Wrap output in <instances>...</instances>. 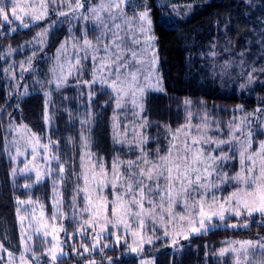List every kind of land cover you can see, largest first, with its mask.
Listing matches in <instances>:
<instances>
[{"label":"snow or ice","instance_id":"obj_1","mask_svg":"<svg viewBox=\"0 0 264 264\" xmlns=\"http://www.w3.org/2000/svg\"><path fill=\"white\" fill-rule=\"evenodd\" d=\"M65 5L66 11L62 10ZM129 8L133 9L131 15L128 14ZM82 9L86 11L82 12ZM52 11L58 17H68L71 13L74 18L82 19L85 30L79 37L72 36L56 48L49 68L52 78L47 83H55L56 90L75 87L80 97L85 96L83 89L88 88V106L80 119L79 171L74 160L73 167L68 168L69 160L59 154L58 141L48 137L45 143L35 133L24 145L25 149L31 148L32 160L24 163L23 168L14 167L11 171L13 177L18 173L35 174L32 183L23 185L25 189L46 179L52 182L53 212L50 217L46 218L44 204L39 199L17 200L21 205L27 203L40 207L39 216L33 208L29 220V229L34 228L32 234L21 232L23 251L19 256L20 264H31L39 259L28 241L34 237L39 239L41 235L45 244H51L42 253L50 257L51 264H58L67 255L60 239L61 232L67 237V228L57 224L63 216L62 208L69 186L71 219L78 224L71 238L75 239L79 233L82 240H86L91 234L90 247L85 243L80 245L85 253L95 249L103 253L104 249L123 244L128 251L140 255L145 244L152 245L161 239L170 240L171 244L165 246L179 251L183 247L179 243L180 238L189 240L193 235L207 234L220 226L214 223L217 219L224 222V227L232 229H247L252 224L264 226V140H260L257 146L254 139L257 129L248 119L256 116L260 128L264 129V120L257 116L264 112V108H256L239 121H229L226 132L219 122L210 121L207 113L200 123L193 124L194 117L189 112L185 124L173 129L171 125L157 123L158 129L163 127V134L158 132L155 137L150 136L147 129L153 126V122L144 114V97L148 90L163 91V87L154 72L157 59L153 42L156 38L147 0H144L142 8L132 0H98L91 5L83 0H0V27L7 26L13 33L21 27L28 29L46 20ZM89 21L94 23V30L100 32L93 39L88 38ZM55 23L52 21L49 27ZM173 23L170 16L162 15L155 25L167 29ZM48 32L49 28H44L35 34L33 41L45 45ZM29 43L26 41L19 46L20 49ZM9 49L15 51L10 46ZM36 55L33 52L32 56L20 62L21 73L34 70L32 62ZM86 61H91L90 73L85 71ZM137 65L139 67H135ZM8 71V68L4 69L6 74ZM85 75H90L91 79H84ZM72 77H75V84L69 83ZM11 79H16L14 74ZM97 85L102 93L109 95L105 105L114 102L110 118L113 145L127 146L135 159H124L117 153L109 167L104 157L92 151L91 132L96 117L92 103L97 95ZM109 89L110 93L107 92ZM27 94L26 87L23 93H19L21 96ZM44 96V118L46 123H50L47 111L50 93L45 92ZM184 103L190 105L191 101L185 100ZM121 113H124L127 123L120 119ZM71 115L69 113L70 118ZM212 124L216 125L214 129ZM9 127L15 133L21 129L31 131L26 125L13 127L11 122ZM161 135L167 140L166 146L159 143ZM225 135L227 138H223ZM154 139L157 146L149 150L148 144ZM68 143L75 144V141L70 137ZM14 144L15 155L9 154L13 162L26 154L19 141H14ZM38 158L42 159V166L37 162ZM237 161L239 169L233 173L231 168ZM225 186L231 187L232 191L227 196H218L216 193L223 191ZM17 211L19 213L20 209ZM257 215L261 218L259 221L255 220ZM77 216L80 217L78 221ZM229 218H235L237 222L228 223ZM25 219L20 217L22 228ZM161 232L162 235H158ZM129 235L132 239L130 244ZM113 238V244H101L102 240ZM224 243L228 246L221 248L219 255L234 254V264H264V235L257 234L254 240ZM0 251H6L2 243ZM29 251L33 253L31 257L25 255ZM73 251L78 252V249L73 247ZM8 256L9 264H15L14 254L8 252ZM113 261V257H108V264H113ZM87 264H97V261L89 260ZM140 264H154V261L141 259Z\"/></svg>","mask_w":264,"mask_h":264},{"label":"trees","instance_id":"obj_2","mask_svg":"<svg viewBox=\"0 0 264 264\" xmlns=\"http://www.w3.org/2000/svg\"><path fill=\"white\" fill-rule=\"evenodd\" d=\"M132 3L142 8L144 0H132ZM147 4L154 22L158 75L163 87V91H149L146 96L144 114L153 122L149 131L156 135L158 132L163 134V127L158 129L155 126L157 123L171 127L183 124L186 119L185 100L192 102L191 109L194 111L203 105L214 104L222 109V115L239 104L254 107L257 100L264 106V84H255L251 88L258 99L250 96L247 89L238 92L242 77L238 75L236 68L223 67L225 62H232L234 58L236 67L242 64L240 68H243L245 75L251 68L264 67V0H147ZM132 11L129 8L128 14L131 15ZM162 15L173 19L172 27L164 29L155 25ZM53 18L56 19L50 14L46 20L28 29L19 28L14 33L8 31L9 27H3L4 34L0 36V73L3 55L9 50V46L11 49L18 48ZM71 19L72 15H69L64 22H59L51 29L49 49L59 47L74 32L76 35L78 32L81 34L80 25L75 24L69 31L71 22L68 23V20ZM107 92L110 93V89ZM106 101H109V95L99 89L93 101L96 117L92 130V150L104 157L110 165L117 148L111 139L110 118L114 102L105 105ZM58 114L54 122L47 124L44 118L43 93L31 92L24 96L9 97L4 83L0 81V243L8 251H21L17 200L39 197L48 210L51 208L48 179L28 190L23 187V178L11 175L13 163L9 154H13V135L9 124L26 125L31 132L42 138L46 134L51 139H61L62 142L67 134L77 138L78 128L68 127L63 108ZM227 190L226 187L225 191ZM260 219L258 215L255 216V220ZM227 222L237 221L229 218ZM214 223L220 226L207 234L183 240L181 251L158 244L145 248L143 258L153 257L154 264H230L229 258L222 260L216 255L224 242L254 240L257 239V234L264 235V226L257 224H252L247 229H232L224 227V222L219 220ZM65 227L68 235L66 237L64 234L63 242L68 255L62 257L58 264H87L89 260H95L97 264H108V257L114 258L113 264H140V257L137 254L126 255L123 245L106 249L103 253L94 251L81 256L80 248L78 252L73 251V247H79L81 242L76 236L75 239L70 238L75 224L66 221ZM0 264H5V258H0Z\"/></svg>","mask_w":264,"mask_h":264},{"label":"rangeland","instance_id":"obj_3","mask_svg":"<svg viewBox=\"0 0 264 264\" xmlns=\"http://www.w3.org/2000/svg\"><path fill=\"white\" fill-rule=\"evenodd\" d=\"M5 2H7V0H5ZM83 2L88 4V5H91V4L97 3L98 0H83ZM62 10L66 11L67 10V6L65 5ZM81 11L85 12L86 9H82ZM184 12H187V10L184 11ZM50 14H53V17H56V19L55 18L51 19L50 22L45 27H43L42 29H40L38 31V32H41L44 28H49V32H48L47 39H46V44L41 46L38 43H36L35 41H33V38H31L30 40H28L31 43H29L27 46H25L22 50L20 49V47L14 49L15 51H10V49H9L6 52V54L3 55V59H2L3 60L2 61L3 67H2V71L0 73V76H1L0 77V81H2L4 83L6 92H7L9 97H14L15 95L18 96L19 93H23L25 87L27 88V93L28 94L31 93V92H41L43 94L45 92H49L50 93V98H49V103H48V106H47V111H48V115L51 118V121H50V123H47V124H51L52 122H54V119L56 117H58V115H59L58 111H60L63 108V110H64V120L67 123L68 127L75 126L76 128H78V137L77 138L67 134L64 137V141L63 142H62L61 139H57V140L52 139V140L58 141V149H59V154L61 155V157L62 158H66V159L69 160L68 168L71 169L73 167V160H74L75 161L76 170L79 171L80 132H81L80 119H81L82 115L87 111L88 100H87V95L86 94L88 92V88L85 87L83 89V91L85 93V96L84 97H80L79 96V92H78V90L75 87H65V88H62L60 90H56L55 83H53V84H48L47 83V81L52 78L50 76V73H49V68L53 64L55 51H56V48L55 49L54 48L53 49H49L48 48L49 47L50 31L59 22H64L65 18H66V17H58L56 15L55 11H52ZM69 15H72V14L70 13ZM52 21H56V23L52 24L51 27H49V25L51 24ZM69 22H71V25L69 26V28H71V30L73 29L72 26H75V24L76 25H80V27H81L80 29H82V31L80 33H82L85 30V22L82 19L78 20V19L74 18L73 15H72V19L68 20V23ZM17 23H19V22H17ZM87 29H88V38L89 39H93L95 36L100 34L99 30H94V23L92 21L88 22ZM2 30H3V27H0V36L4 34V32ZM8 31L11 32L10 28H8ZM80 35H79V32H78L77 35L75 34V32L72 34V36H75V37H79ZM24 44H22V45H24ZM153 46H154L155 52H156V49H157L156 48V39L153 42ZM42 47H43V50H41ZM70 47H71V45L69 44V48ZM33 52H35L37 54L34 57L33 62H32V67H33L34 70L30 71V72L21 73L20 72V62L26 60L27 57L32 56ZM156 54H157V52H156ZM214 56H215V54H214ZM235 59L236 58H234L232 62H230V61L225 62L223 67L224 68H228V69L236 68L237 69L236 71H238V73H239L238 75L240 77H242L241 85L243 84L244 87L242 88L241 85H240L238 92L247 89V93H249L250 96L255 97V98L258 99V96L256 95V93L251 92V88L255 84H264V71H262V70H264V67L257 68V69L251 68V70L248 71L247 74L245 75L244 71L242 70L243 68L242 67L240 68V65H242V64H240L238 67H236V63H234ZM157 63H158V61H157ZM157 63H156L154 72H155V77L159 78ZM85 64H86L85 71L87 73H90L91 67H92L91 61H86ZM10 65L12 67H9ZM135 67H139V66L137 65ZM5 68L9 69L7 74L4 72ZM250 73L252 75V81L251 82H249V74ZM13 74L15 75L16 79H11ZM21 75H23V79L22 80L20 79ZM233 76L234 75H232V77ZM155 77L153 79V83H155ZM84 79H91V76L90 75H85ZM141 79H142V77H141ZM69 83L70 84H75V77L70 78ZM17 85H19V87H17ZM96 91H97V95H98V91H99V86L98 85L96 86ZM149 91H155V90H148L146 92L145 97H144V107H145L146 96H147ZM97 95H96V97H97ZM19 96H21V95H19ZM65 97H67V99H65ZM96 97H95V99H96ZM94 105L95 104L92 103V108L93 109H94ZM237 106H240V108H237ZM237 106L228 109L226 111V114L222 115V113H221L222 109L220 107L214 105V104H210V105H206V106L203 105L202 108L194 111V110L191 109L192 108V102H191L190 105H185V103H184L186 117H187L189 112H191L193 114V117H194L193 120H192L193 124L200 123L201 120L205 118V113H207V118L210 121L219 122V124L222 127L225 128V132L227 131V125H228L229 121H231L233 119H235L236 121H239L242 117L246 116L247 114L253 113L256 108H258V107L264 108V106L259 104L258 100H257L256 105L254 107H251V108L245 107L243 104H239ZM69 113L72 114L71 118L69 116ZM112 115H113V112H112ZM257 116H259L261 120H264V112L258 113ZM130 118L131 117L129 115V119ZM120 119L124 123H127V121L124 120V113L120 114ZM248 119L253 122L252 123V127L257 129V132H256V135H255L254 139L257 142V146H258V142L260 140H264V129L260 128V125L257 122L256 116H249ZM185 122H186V119H185ZM185 122L183 124H185ZM94 125H95V123L92 125V128H94ZM16 126H20V125H14L13 127H16ZM180 126H178V127H180ZM178 127H172V128L175 129V128H178ZM211 127L214 129L216 127V125L212 124ZM149 129H147L148 135L155 137L156 134H153L151 131H149ZM32 133H34V132H31V131L29 132V131H27L25 129H21V131L19 133H15L14 131H12V135H13L12 140H11V142H12L11 143V147L13 149V154L12 155H15V147L16 146L14 144V141H19L20 145L22 146L21 150L26 152L25 155L17 157V160L15 162L12 161L13 168L14 167L17 168V169L23 168L24 167V163L32 160L31 148L27 147L25 149V147H24L25 142L28 140V138L31 136ZM216 135L219 136L218 133ZM91 136H92V132H91ZM48 137H50V135L46 134L43 138L42 137L41 138H42L43 142L46 143ZM70 137L74 139L75 144H69L68 143V139ZM223 138H227V136L225 135ZM160 139H161V142H159V143L166 146L167 145V140H165L163 137H160L159 140ZM114 146H116V148H117L116 154L120 153L123 156L124 159H128V158L135 159L134 155H130L129 154L127 146H123V147L121 145H114ZM156 146H157V143H156V140L154 139V140L150 141V143L148 144V149L149 150L155 149ZM37 162L41 163V166H42V159L41 158H38ZM109 164L111 165V163H109ZM110 165H109V167H110ZM238 169H239V163L237 161L235 166L231 168V172L234 173ZM17 177L23 178L24 184L25 183H32V181H34V179H35V174L34 173H29L27 175H21V174L18 173L15 176V178H17ZM48 181H49V187H50V197H49V203H50V207H51L50 210H48L46 208V205H45L44 201H42V199L39 198V197L38 198H34V199L33 198L22 199V201H28L29 199H31L32 201H36L37 199L42 201V203L44 204V212H45L46 218L50 217L52 212H53L52 192H51V183L52 182H51L50 179H48ZM42 183H40V184H42ZM40 184H33V187H35L37 185H40ZM226 187L228 188L227 191H225ZM32 188H30L28 190H31ZM230 191H232L231 187L225 186L223 191L217 192L216 194L218 196H220V195L227 196ZM70 199H71V192H70V186H69V190L65 193V203H64L63 208H62L63 216L59 220V223L57 224V226H59V224H63L64 226H66V221H71L72 222V219H71V217H72V208L70 206ZM18 200H21V199H18ZM18 208L20 209V211L18 213V219H19V225H20V228H21V232L23 231L26 234L31 235L32 232L34 231V228L31 229V230L29 229V220H31V215H32V212H33V208L36 209V215L39 216L40 207H39V205H36V204L29 205V204L25 203L23 205L18 204ZM177 211H179V209H177ZM64 216H66L68 218L65 219V218H63ZM20 217H26V219L23 221V228L21 227ZM79 219H80V217L77 216L76 220L78 221ZM232 223H235V222H232ZM148 227H149V230H150L151 229V224L150 223H149ZM77 228H78V224H75V230ZM64 234L65 233H63V232L60 233L61 241H64L63 240ZM158 235H162V232L158 233ZM70 238H71V236H70ZM76 238H78L81 243H85L89 247H90V245L92 243L91 234H89V236H88V238L86 240H82L81 235L79 233L76 235ZM50 239H51V237H49V240ZM183 240L184 239L180 238V241H179L180 245H181V242ZM113 241H114V238L110 239V240L105 239V240L101 241V244H104V243L113 244ZM230 241H240V240H229L228 242H230ZM128 243L129 244L132 243V239H131L130 235H129V238H128ZM28 244H29L30 248H34L35 249V255L37 257H39L38 260L32 261L31 264H51L50 257L47 256V255H42V253H45L47 251V249L51 247L50 243L49 244H45L43 242V236L42 235H41V237L39 239L34 237L33 240L28 241ZM158 244H162V246L165 247V245L171 244V241L167 240V239H161L159 241H155L154 244H152V245L145 244L144 245V249L145 248H152V247H154V246H156ZM80 245H79V247H76V248L78 250L80 248L82 250L83 254H89L90 252L100 251L99 249H95V250H91V251L85 253L84 249L82 247H80ZM122 245L123 244L114 245L113 247L119 248ZM123 246H125L126 255L135 254V253H132V252L128 251L126 245H123ZM227 246L228 245L226 243H224L223 247H221V248H224V247H227ZM113 247H111V248H113ZM220 249H218L217 252H216L217 257L221 258L222 260H225L226 258H229V263L230 264H234V260H235L234 254L229 252L225 256L221 257L219 255ZM104 250H106V249H104ZM22 251H23V245L21 243V251L18 252V253L12 252L14 254L15 264H20L19 256H20ZM63 251L66 252L67 255H68V252H67L66 249L63 248ZM179 251H181V248H180ZM8 252H11V251H8V250L0 251V258H5V264H9ZM32 254H33L32 251H29L25 255L28 256V257H31ZM143 255H144L143 253L138 255L140 257V260L141 259H152L155 262L153 257L143 258Z\"/></svg>","mask_w":264,"mask_h":264}]
</instances>
